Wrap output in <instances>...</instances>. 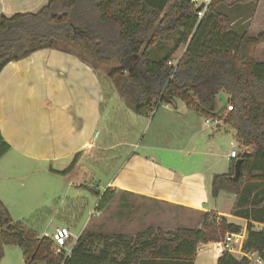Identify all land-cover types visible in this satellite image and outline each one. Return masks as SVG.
<instances>
[{
	"label": "trees",
	"instance_id": "trees-1",
	"mask_svg": "<svg viewBox=\"0 0 264 264\" xmlns=\"http://www.w3.org/2000/svg\"><path fill=\"white\" fill-rule=\"evenodd\" d=\"M168 0H47L36 11L0 13V71L10 61L20 60L43 48L75 47L93 58V66L110 60L126 71L117 86L136 113L147 112L158 103L175 98L206 117L223 115L243 145L238 179L231 178L235 160L227 173L215 174L211 194L221 190L236 194L231 214L247 219L242 250H264V61L252 56L264 42V31L249 36L236 33L232 20L212 0L198 18L190 0H179L165 9ZM164 12V13H162ZM179 35L163 54H154L163 36L174 30ZM185 49L172 63L180 45ZM96 67V66H95ZM114 71H117L116 69ZM228 94L232 110L217 113L218 95ZM9 144L0 135V157ZM73 162L66 169L72 168ZM66 170L62 171L64 173ZM106 188L96 208L113 196ZM241 226L205 212L200 228L179 227L174 231L156 229L131 244L124 236L86 231L80 233L68 257L51 252L52 238L40 237L20 221H13L0 200V260L3 247L15 244L24 264H192L199 242L219 241ZM124 253L116 257L118 250ZM216 264H249L223 252Z\"/></svg>",
	"mask_w": 264,
	"mask_h": 264
},
{
	"label": "crops",
	"instance_id": "crops-1",
	"mask_svg": "<svg viewBox=\"0 0 264 264\" xmlns=\"http://www.w3.org/2000/svg\"><path fill=\"white\" fill-rule=\"evenodd\" d=\"M22 3L33 8L25 11L42 6V0H18V5ZM11 4L0 1V13L12 14L8 12ZM184 49L185 45L174 57L178 59ZM87 56L73 46L43 48L2 68L0 135L9 149L1 160L7 157L15 174H21L25 163L26 175L67 176L64 180L74 191H82L83 182L92 176L103 178L99 195L110 188L120 197L119 206L134 197L178 207L182 210L178 220L185 227L200 228L205 212L241 226L234 236L197 244L196 252L212 251L215 264L223 253V241L235 248L242 246L247 219L231 214L236 194L224 190L215 197L211 194L213 176L227 173L235 160L229 157L235 129L221 116L218 123L206 122L208 117L183 101L178 108L176 98L149 114L136 113L124 95L112 87V93H107L108 87ZM222 94L227 101L228 94ZM144 126L150 129L148 136L137 142ZM252 149L243 145V153ZM73 160L72 168L66 170ZM5 168L0 167V200L8 209L11 186L5 183ZM32 231L38 237L52 234Z\"/></svg>",
	"mask_w": 264,
	"mask_h": 264
},
{
	"label": "rangeland",
	"instance_id": "rangeland-1",
	"mask_svg": "<svg viewBox=\"0 0 264 264\" xmlns=\"http://www.w3.org/2000/svg\"><path fill=\"white\" fill-rule=\"evenodd\" d=\"M0 1L12 3L11 8L8 10L11 13L33 9L32 7L28 8L30 7L29 4L22 3L23 5H18V0ZM46 1L42 0V5ZM178 1L168 0L165 9L171 3ZM219 4L220 10L232 20V29L236 33L245 31L247 35L255 36L264 31V0H221ZM178 35L179 30L176 29L170 35L163 36L160 39L161 44L158 49H155L154 54H163L168 47L173 45L174 37ZM183 46L184 44L179 46V49L175 52V57H178ZM252 56L257 60L264 61V42H261L253 50ZM175 57L173 55L172 63L175 62ZM87 59L94 62L90 56H87ZM95 66L105 82V87H108L107 93H112L111 87L115 92L120 93L117 82L126 73V71L120 72L117 69L120 63L117 60H110L97 63ZM115 69L117 71H114ZM113 102H116V100ZM179 102L182 101L178 100V108L181 104ZM125 103H129L128 99L125 100ZM162 106H164V103L156 108L152 106L150 110L161 109ZM171 108H174L173 105H171ZM147 113L149 114V110H147ZM223 115H225L224 112L222 117ZM149 130L148 126L141 128L137 142L144 141ZM122 133L124 134V132ZM231 138L236 141L235 135H232ZM236 148L239 154L243 153V145H239L237 141ZM7 160V157L3 160L0 157V167L1 165L6 166L3 173L8 176L5 183L11 186L6 199L9 203L8 209L12 214L8 211L11 217L20 219L26 228L37 231L38 234L44 231L51 234L56 226H65L77 236L86 231L108 236L122 235L129 239L132 244L147 236H153L157 228L164 231H174L187 225L178 220V214L182 211L178 207L155 201H142V199L134 197L126 198L125 205L119 206L121 199L119 196H115V193H112L113 196L108 199L104 207L101 209L96 208V203L102 192L100 191L99 195L97 188L100 183L104 185L103 178L98 180L97 176H92L83 182L85 186L82 191H74L69 182L64 180L67 176H46L43 173L26 175L28 167L25 163L23 170L20 171L21 174H15ZM15 176H21V178ZM217 219H219L218 215H216ZM253 227L257 230L264 229V225L258 222H254ZM3 253L0 264H24L21 250L17 245L6 244ZM123 253V250H118L116 257L120 258ZM194 263L215 264L212 251L208 249L197 250Z\"/></svg>",
	"mask_w": 264,
	"mask_h": 264
},
{
	"label": "built area",
	"instance_id": "built-area-1",
	"mask_svg": "<svg viewBox=\"0 0 264 264\" xmlns=\"http://www.w3.org/2000/svg\"><path fill=\"white\" fill-rule=\"evenodd\" d=\"M194 6H195V12L198 18H201L205 12L207 11V8L212 0H190ZM198 6H201L198 10L196 8ZM161 103H158L157 106H159ZM165 106L169 105L168 103H164ZM226 111L232 110L231 104H225ZM212 121L214 123H218L220 121V116H212L208 117L206 119V122ZM231 146H233L229 152V157L236 159L239 157L238 150L236 148L235 141H231ZM228 235V234H227ZM229 235L234 236L232 233H229ZM53 244L51 247V252L55 255L63 254L65 257H68L71 253V249L73 244L75 243L77 239V234H74L69 230V228L65 226H58L54 229L51 236ZM223 245V252L228 251L230 254H232L236 258H241L243 256L248 258L249 264H264V250L262 252L257 251H244L242 250V246L235 248L234 246H231L228 241L222 242Z\"/></svg>",
	"mask_w": 264,
	"mask_h": 264
},
{
	"label": "water",
	"instance_id": "water-1",
	"mask_svg": "<svg viewBox=\"0 0 264 264\" xmlns=\"http://www.w3.org/2000/svg\"><path fill=\"white\" fill-rule=\"evenodd\" d=\"M200 7H201V6H198V7L196 8V10H198ZM218 97H219V99H220V101H221V105L219 106V108H218V110H217V113L221 112L222 109H223V107H224L225 104H226V101H225V99H224L222 93H220V94L218 95ZM241 162H242V157H238V158L235 159V162H234V169H233V174L231 175V178L234 179V180L238 179V177H239L240 170H241ZM37 264H44V263H37Z\"/></svg>",
	"mask_w": 264,
	"mask_h": 264
}]
</instances>
